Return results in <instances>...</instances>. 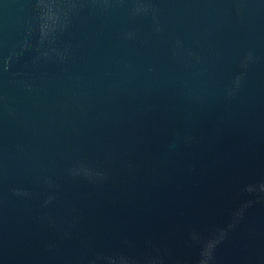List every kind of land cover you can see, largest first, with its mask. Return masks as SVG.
I'll use <instances>...</instances> for the list:
<instances>
[{"label": "water", "instance_id": "1", "mask_svg": "<svg viewBox=\"0 0 264 264\" xmlns=\"http://www.w3.org/2000/svg\"><path fill=\"white\" fill-rule=\"evenodd\" d=\"M0 264H264V0H0Z\"/></svg>", "mask_w": 264, "mask_h": 264}]
</instances>
